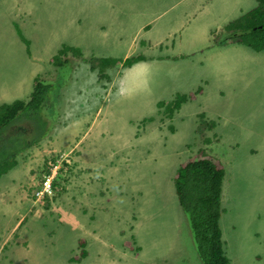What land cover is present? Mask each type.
<instances>
[{"label":"rangeland","instance_id":"rangeland-1","mask_svg":"<svg viewBox=\"0 0 264 264\" xmlns=\"http://www.w3.org/2000/svg\"><path fill=\"white\" fill-rule=\"evenodd\" d=\"M80 4L18 0L22 11L11 21L3 14L15 10L16 0H0V34L9 39L0 43V105L27 101L39 76L53 84L48 100L56 108L40 110L48 133L38 145L19 153L17 164L0 177V264H203L173 185L178 165L199 148L225 171L219 226L229 264H264V52L232 43L217 58L225 79L219 67L209 65L207 77L198 80L190 58L203 45L205 52H215L212 46L225 39L223 26L255 1L123 0L118 12L109 5L98 13L93 24L105 25L102 32H111L110 42L117 40L106 56L121 59L139 51L152 58L149 48L160 42H152L154 32L171 23L167 32L178 19L184 21L169 36L176 53L191 55L171 69L179 73L182 87L192 86L178 91L170 68L157 69L150 73L154 93L147 91L135 65L107 69L110 78L94 84L92 76L97 75L90 73L89 60L102 52L92 39L61 40L62 13ZM123 18L127 23L113 31L112 25ZM149 19H156L146 23L150 32L140 30L128 52L129 39ZM55 44L58 49L63 44L78 47L81 59L74 56L69 64L54 66ZM210 82L219 88L201 96ZM198 87L200 94L173 114L157 105ZM29 120L17 115L4 136L11 127L33 128ZM205 120L216 121L203 134V140L209 137L207 145L198 137ZM33 121L40 128L41 120ZM9 144L2 143L1 158ZM50 156L55 167L68 162L71 169L54 190L61 195L48 209L44 195L38 194L42 159L47 164ZM128 240L131 249L123 243Z\"/></svg>","mask_w":264,"mask_h":264},{"label":"trees","instance_id":"trees-1","mask_svg":"<svg viewBox=\"0 0 264 264\" xmlns=\"http://www.w3.org/2000/svg\"><path fill=\"white\" fill-rule=\"evenodd\" d=\"M254 1L255 5L251 9L244 12L241 17L223 26L225 32L223 43H238L256 52H264V0ZM17 32L21 39L26 41L19 29H17ZM68 52L80 59L82 57V52L78 47L63 44L51 58V63L59 68L64 66L68 60H64L62 57ZM145 59V55L141 54L129 56L125 59L116 57H93L89 60V68L91 71L97 72L98 79H106L107 81L110 76L106 69H111L118 65L128 67ZM38 77L36 76L33 79V88L27 101L17 99L10 104L3 103L0 105V150L2 143H7V141L13 143L12 145H8L9 147L6 150L5 156L3 158L0 157V177L17 164L16 159L19 153L38 145L39 141L48 133L49 126L40 117L39 112L43 106L50 112L52 106L56 110L52 99L48 100L49 88L53 84ZM201 91L202 88L198 87L194 92L187 94L176 93L172 100L168 102L160 100L157 105L159 108L164 107L168 114H173L176 110L180 109L182 104L194 99ZM17 115L25 118L29 117L33 128L16 130L11 127L9 129L12 130L10 134L6 137L3 136L2 133L14 121ZM204 115L202 113L200 116L202 117ZM35 116L39 117L34 118ZM46 116L50 117L48 114ZM33 120H41L39 124L40 128L37 127ZM207 121L205 120L199 126L198 134V137L205 145L209 144L210 140L208 136L205 140L202 139L204 132H208V130L216 126L215 120ZM34 131L37 132L34 133ZM204 150H200L198 154L186 158L178 165L173 175L174 190L179 206L189 216L191 233L197 255L201 262L203 264H229V258L224 250V243L221 238V229L219 226V218L222 212V181L225 171L223 166L215 162V158L207 154V150H205L206 152ZM51 159L53 161L55 160L54 157ZM42 169L44 175L50 174V166L45 162L43 163ZM69 169H71V165L68 162L62 164L50 184L53 191L50 190L49 195L45 194L43 196L42 200L48 202V208H51L52 203L55 202L54 198H58L61 195V191L54 190L59 187L61 182L66 180L64 179V173L68 172ZM131 238L133 239V236ZM79 242L81 248L83 242ZM123 243L130 246L129 240ZM80 253L81 257H85L86 252L83 248Z\"/></svg>","mask_w":264,"mask_h":264},{"label":"crops","instance_id":"crops-1","mask_svg":"<svg viewBox=\"0 0 264 264\" xmlns=\"http://www.w3.org/2000/svg\"><path fill=\"white\" fill-rule=\"evenodd\" d=\"M79 1L82 4H80L77 7L73 6L71 9L68 8L61 15V17H63L61 19L62 20L61 27H59L61 30V40L66 43H72L73 39H77V38H82L84 40L92 39L95 48L102 52L100 54L107 55L108 52L114 49V47L116 46L117 40H115L114 42H110L111 32L108 35L102 32L104 29H107V27L101 24L99 25L93 24V21L98 19L99 16L97 14L105 12L109 5H112L115 9V12H118L117 4L119 1H123V0H79ZM21 11H22V8L19 7L18 0H16L15 10L8 11L4 13L3 15L11 21L17 20ZM92 15H94L93 18H91ZM126 19L127 18H123V20L119 23L125 22ZM153 20H156V19H149L148 21L141 23L137 27V31L129 39L130 43L128 44V52L130 51L131 43L136 41L135 36L136 34H138L140 30L150 32V27L145 28V26L147 25L146 23L153 22ZM119 23L116 24L117 26L112 25V26H115L113 28V31H115L117 28H122L127 23V21L121 25ZM170 24L171 23H167L166 27L168 28ZM177 25L184 26V21L182 19H178L172 24V26L167 32H166L167 30L166 27L160 26L152 35V38L154 40L152 42L160 41L156 45L154 44L152 45L151 48H149L153 54L152 58L148 57L146 59L147 61L146 60L138 61L137 63L133 64L135 65L134 66L135 70L141 75L144 85L147 91L149 92L154 93V88L152 87V84H151V80H154V77L150 73L157 69H167V68H170L174 76V79L177 82L178 91H181V92L188 91L192 85L188 87H182L179 73L177 71L174 73L171 69V66L181 65L183 61H188L189 58L187 57H189L191 54L192 56H190V58L192 57V61L195 62V65H196L195 72H196L198 80H201L202 78L207 77L206 69L209 65H214L217 68L219 67L221 69L222 78L225 79L227 77L225 72L222 70V68L218 64L217 58L222 56L225 53V50L229 49L232 43H223V44L213 45L212 48L214 50L213 49L212 50L215 52H211V51L208 52L207 50H206L207 52H205V49H204L205 45H203V47L193 51V53L191 54H179V53H176L177 49L175 48V45H174V39L173 38L171 39L169 36L171 34H176L177 29L172 30V28H175V26ZM108 27H110V25H108ZM169 39L171 40L168 41ZM8 40H9L8 37L4 36V34H0V43L8 42ZM52 45L53 43H51V41L49 40V43L46 46L52 47ZM57 48L58 46L57 44H55L51 52L56 53ZM141 52L142 51H139L137 54L144 55ZM207 62H208V65H206ZM217 68H216V71H218ZM214 83L215 82H210L209 89L202 91L201 96L206 92L216 91L219 88V86ZM222 83L220 84L221 89L223 86ZM158 92L159 94L161 93L160 91Z\"/></svg>","mask_w":264,"mask_h":264},{"label":"clouds","instance_id":"clouds-1","mask_svg":"<svg viewBox=\"0 0 264 264\" xmlns=\"http://www.w3.org/2000/svg\"><path fill=\"white\" fill-rule=\"evenodd\" d=\"M148 27H150V25L149 24H147L146 26H145V28H148ZM59 49L57 48V51H58ZM57 53V52H56ZM99 57H107L106 55H100ZM129 57V56H128ZM72 58H74V55L72 54V53H67L66 55H64L63 57H62V59H64V60H68V62L66 63V64H69L70 63V59H72ZM117 58V57H116ZM126 58V57H125ZM125 58H123V59H125ZM50 65H51V63H50ZM120 66H122V65H120ZM129 67V66H128ZM114 68V67H113ZM107 70V69H106ZM90 73H95L96 75H97V72L96 71H91ZM92 76V75H91ZM92 79H93V82H94V84L97 82V80H98V75H97V78L95 79L93 76H92ZM198 94H200V93H198ZM43 107H45V106H43ZM42 107V108H43ZM41 108V109H42ZM16 130H18V129H16ZM8 131V130H7ZM7 131L5 130L3 133H2V135L4 136L5 134H7ZM200 150H204L203 148H199L198 150H197V152H194V153H189V155L186 157V158H188V157H191V156H194V155H196V154H198L199 153V151ZM189 152H191V151H189ZM52 156V155H51ZM186 158H184V160L186 159ZM47 165H49L50 166V170H51V172L56 176V173H57V171H58V169H60V167L58 168V166H56L55 167V165H53L54 163L53 162H51L50 161V157H48L47 158ZM42 163H44V161H43V159H42ZM54 169V170H53ZM177 197V196H176ZM71 198V197H70ZM178 202V201H177ZM48 209H50V208H48ZM223 210V209H222ZM221 216V215H220ZM131 240H132V242H133V239L132 238H130ZM79 241H82L83 242V240H81V239H79ZM79 244H80V242H79ZM131 243H130V246H129V248L131 249ZM83 248V246L81 247V249ZM81 251V250H80Z\"/></svg>","mask_w":264,"mask_h":264},{"label":"bare ground","instance_id":"bare-ground-1","mask_svg":"<svg viewBox=\"0 0 264 264\" xmlns=\"http://www.w3.org/2000/svg\"><path fill=\"white\" fill-rule=\"evenodd\" d=\"M54 179V174L51 172L50 170V174L44 175L42 176V192L41 194H38L40 196H43L45 194L49 195L50 194V190L52 191V187H50L51 182Z\"/></svg>","mask_w":264,"mask_h":264}]
</instances>
